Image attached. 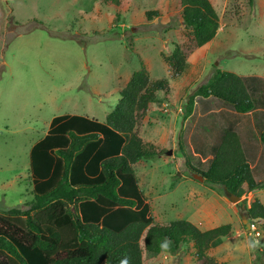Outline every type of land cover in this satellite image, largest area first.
Here are the masks:
<instances>
[{"label":"rangeland","instance_id":"1","mask_svg":"<svg viewBox=\"0 0 264 264\" xmlns=\"http://www.w3.org/2000/svg\"><path fill=\"white\" fill-rule=\"evenodd\" d=\"M125 1L117 18L101 0H0V56L6 64L0 78V210L32 201L30 152L54 117L81 115L105 123L120 91L145 67L152 79L170 81V94L150 105L139 127L145 142L165 151L135 166L155 222L187 220L202 230L231 224L229 237L215 241L208 254L221 264H263L257 260L264 223L251 219L248 209L255 198L264 204V188L234 203L223 187L195 175L208 170L227 131L239 134L247 153L261 156L257 144L264 150L257 142L264 130V0H209L219 15L217 35L190 56L176 79L169 78L165 57L188 38L177 0ZM149 11L158 17L149 20ZM214 67L244 79L254 111L239 114L217 98L196 97L192 116L182 123L187 98L207 83ZM180 139L199 172L187 168ZM263 161L255 172L259 182ZM144 261L204 264L191 242L176 252L145 253Z\"/></svg>","mask_w":264,"mask_h":264},{"label":"trees","instance_id":"2","mask_svg":"<svg viewBox=\"0 0 264 264\" xmlns=\"http://www.w3.org/2000/svg\"><path fill=\"white\" fill-rule=\"evenodd\" d=\"M101 2L113 7L117 18L128 4ZM177 2L188 38L165 57L170 79L185 72L190 56L211 43L220 27L209 0ZM146 16L152 20L158 12ZM214 69L207 83L187 98L182 123L192 116L196 97L217 98L239 114L254 111L255 99L244 79ZM4 72L2 55L0 78ZM169 94L170 81L152 79L142 67L120 91L121 99L105 123L81 115L53 118L48 134L30 152L32 201L24 208L0 210V264H145V253L176 252L188 242L193 243L198 262L221 264L208 251L215 241L229 237L231 224L202 230L187 220L155 222L135 172L139 162L164 156V149L141 138L139 127L150 105ZM260 140L264 145V130ZM179 147L187 168L199 172L181 139ZM200 174L206 184L238 197L264 188L235 131L224 134L208 170ZM248 216L264 223L261 200L252 201ZM258 254L257 262L264 264V249Z\"/></svg>","mask_w":264,"mask_h":264},{"label":"crops","instance_id":"3","mask_svg":"<svg viewBox=\"0 0 264 264\" xmlns=\"http://www.w3.org/2000/svg\"><path fill=\"white\" fill-rule=\"evenodd\" d=\"M262 132L260 133V135L262 134ZM259 140H260V137L257 138V142L258 143H259ZM242 145H243V149H244V152H245L247 158L250 160V164H251V167H252V170H253L254 177L258 181V178H256V176H255V172L258 169H261L262 160L264 159V155H263L264 154V150H263L262 147H259V145L257 144V150L256 151H258L257 153H259L261 155V156H258V158H257L255 154L247 153L246 148H245V145H244L243 142H242ZM263 163H264V161H263ZM254 166H255V168H254Z\"/></svg>","mask_w":264,"mask_h":264},{"label":"water","instance_id":"4","mask_svg":"<svg viewBox=\"0 0 264 264\" xmlns=\"http://www.w3.org/2000/svg\"><path fill=\"white\" fill-rule=\"evenodd\" d=\"M171 154H172L171 152L168 153V155H171ZM195 177L198 178L202 182L205 181V178L203 175H195ZM227 195H228V198L234 203H240L243 201L242 197H238V196L233 195L229 192L227 193ZM246 209H247L246 206L242 208L243 211H245ZM242 217L244 218L245 216L242 214ZM246 219H247V217H246ZM246 219H245V222H246ZM248 226L251 227L250 225H248Z\"/></svg>","mask_w":264,"mask_h":264},{"label":"clouds","instance_id":"5","mask_svg":"<svg viewBox=\"0 0 264 264\" xmlns=\"http://www.w3.org/2000/svg\"><path fill=\"white\" fill-rule=\"evenodd\" d=\"M166 246V245H165ZM122 264H126V262H122Z\"/></svg>","mask_w":264,"mask_h":264}]
</instances>
